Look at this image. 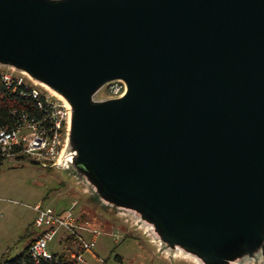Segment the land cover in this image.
<instances>
[{
    "label": "water",
    "instance_id": "water-1",
    "mask_svg": "<svg viewBox=\"0 0 264 264\" xmlns=\"http://www.w3.org/2000/svg\"><path fill=\"white\" fill-rule=\"evenodd\" d=\"M0 67L63 98L56 168L95 206L168 258L264 264V0H0Z\"/></svg>",
    "mask_w": 264,
    "mask_h": 264
},
{
    "label": "rangeland",
    "instance_id": "rangeland-1",
    "mask_svg": "<svg viewBox=\"0 0 264 264\" xmlns=\"http://www.w3.org/2000/svg\"><path fill=\"white\" fill-rule=\"evenodd\" d=\"M125 91L122 82H115L104 87L95 99L117 98ZM73 203H77V215L83 214V221L100 231L94 251L84 253L86 264H196L160 253L124 218L95 206L68 172L21 157L5 159L0 165V260L15 259L38 238L41 229L35 226V206L42 204L60 213ZM64 248L58 237L48 250L60 254Z\"/></svg>",
    "mask_w": 264,
    "mask_h": 264
},
{
    "label": "built area",
    "instance_id": "built-area-1",
    "mask_svg": "<svg viewBox=\"0 0 264 264\" xmlns=\"http://www.w3.org/2000/svg\"><path fill=\"white\" fill-rule=\"evenodd\" d=\"M0 83L19 98L35 103L39 115L12 111L15 123L0 129V161L21 157L36 164L54 167L59 164L65 144L69 111L66 104L46 89H41L24 74L0 67ZM77 203L62 213L44 208L39 204L33 208L37 214L35 226L41 229L38 238L29 248L34 264L51 261L54 257L68 253L70 264H86L85 252H93L100 231L91 227L76 214ZM89 235V238H86ZM60 237L64 251L51 254L49 245ZM71 245L70 248H67Z\"/></svg>",
    "mask_w": 264,
    "mask_h": 264
},
{
    "label": "trees",
    "instance_id": "trees-1",
    "mask_svg": "<svg viewBox=\"0 0 264 264\" xmlns=\"http://www.w3.org/2000/svg\"><path fill=\"white\" fill-rule=\"evenodd\" d=\"M13 110H17L21 113L26 112L30 115H39L35 103L32 100L19 98L0 83V129L10 127L15 123L16 118L12 115ZM1 162L2 161H0V165ZM83 218L84 215L82 214L80 219L83 220ZM34 241L35 240H33L15 259H1L0 264H34L28 253ZM41 264H70V261L68 260V253L65 252L54 257L53 260L42 262Z\"/></svg>",
    "mask_w": 264,
    "mask_h": 264
},
{
    "label": "bare ground",
    "instance_id": "bare-ground-1",
    "mask_svg": "<svg viewBox=\"0 0 264 264\" xmlns=\"http://www.w3.org/2000/svg\"><path fill=\"white\" fill-rule=\"evenodd\" d=\"M53 94H54V93H53ZM54 95H55L58 99L64 101L62 97H60V96H58V95H56V94H54Z\"/></svg>",
    "mask_w": 264,
    "mask_h": 264
},
{
    "label": "crops",
    "instance_id": "crops-1",
    "mask_svg": "<svg viewBox=\"0 0 264 264\" xmlns=\"http://www.w3.org/2000/svg\"><path fill=\"white\" fill-rule=\"evenodd\" d=\"M63 212H64V211H63ZM60 213H62V212H60ZM76 214H77V213H76ZM78 215H79V217H81L82 214H81V213H80V214L78 213ZM65 247H66V246H65ZM70 247H71V245H69L67 248H70Z\"/></svg>",
    "mask_w": 264,
    "mask_h": 264
}]
</instances>
